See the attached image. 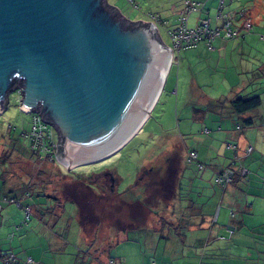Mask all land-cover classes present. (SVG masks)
Masks as SVG:
<instances>
[{"label":"rangeland","instance_id":"rangeland-1","mask_svg":"<svg viewBox=\"0 0 264 264\" xmlns=\"http://www.w3.org/2000/svg\"><path fill=\"white\" fill-rule=\"evenodd\" d=\"M190 1L202 3L204 0ZM135 2L138 4V9H134L127 0H107L108 4L116 7L123 16L133 21L146 18L151 12L159 13L166 21L164 25H159L161 37L164 43L169 45L170 39L166 28L175 27L179 23L184 0H135ZM206 3L204 7L200 5L198 9L188 14L189 27L198 25L203 17L197 16L206 9H209V13L205 12V15L211 17L212 24H215L219 1L207 0ZM223 5L222 12L232 15L235 22H241L237 21L235 12L240 9L247 10V16L253 22L254 31L251 32L264 30V0H224ZM236 38L240 39L239 36ZM259 38L264 39L260 36ZM204 46L206 48L202 49ZM207 46L202 39L196 45L175 52L176 60L171 63L149 116L119 152L99 161L73 164L67 168V171L62 170L58 161L42 160L30 154L29 148L25 146L28 139L22 133L30 127L32 116L31 113L24 112L20 108L21 95L18 89L10 90L6 106L0 111V185L5 182L16 188L26 186L25 188L30 192L27 195L31 194L28 203L32 205V215L28 220H22L24 222L22 228L15 231L13 238L8 236L10 244L3 246L5 248L10 246V249L16 253L29 250L30 253L27 255L34 259L30 264H83L88 257L92 261L88 262L89 264H108L110 258L118 264H164L165 262L264 264V237L254 231L260 229V225L256 222L258 216L255 211L248 213V210L240 209L242 216L249 219V224L237 228L233 235L242 239V244L236 246L227 244L232 242L228 239V242L216 246L211 237L207 243V226L210 225L209 221H213L208 212L213 215L216 213L220 218L224 216L228 218L229 207L226 208L224 202H220L222 187L215 182L214 176L208 175L207 163L203 162L205 167L199 169L195 161L186 160V154L190 149H195L199 154L205 153L207 139L221 135L222 130L213 129L212 132L204 133L202 129L207 126L213 127L210 124L217 122H210L207 118L210 107L214 104H224L225 99L230 98L227 94V89L230 87L224 76L226 65H218L215 60L210 65L207 64ZM252 49L253 51L256 49L255 45ZM257 50L264 52V46L257 47ZM256 53L250 55L248 62L253 61ZM262 55L260 53V57ZM247 66L251 67V63ZM257 71L254 75L250 73L249 77L260 75L256 77L254 84L252 83L253 86H258V90L252 95L261 96L262 105H260L264 115V74L258 69ZM198 91L205 95H200ZM207 92L211 94L208 96L209 99ZM213 95L217 97L214 98ZM227 120L228 118L224 122ZM229 123L232 126V121L229 120ZM226 142L228 141L224 139L219 142L223 149ZM170 156L174 158L173 162H178L184 169V174L180 176L179 173L175 177V183L173 176L166 173L167 162L172 161ZM149 167L155 168L150 172L155 177L148 172L144 174L142 172L145 183L154 185L170 181L173 186L180 178V195L176 193L174 198V191L172 193L170 185L169 190L165 191L157 202H154L157 193L152 191L148 196H144L145 190L141 185L134 186L133 191H128L136 184L139 171L142 168L145 169L144 172L147 168L149 171ZM157 168L164 171L161 173ZM105 169L114 172L117 189L108 193V201L104 202V208L98 209L99 205H96V208L92 209L95 215L90 219L84 216L83 209L77 207L72 200L80 198L88 203L98 199V195L101 197V194L97 193L99 189L89 187L87 184L88 182H91L88 185L95 184L93 182L96 176L93 182L90 181L92 174ZM145 175H148L147 179ZM215 188L219 189V193L213 204ZM133 197V200L136 197L146 205H153L151 207L155 213L151 218L146 215L148 208L138 204L136 206L134 203L135 206L129 207ZM13 204L21 207L20 204ZM139 208L141 211L138 210ZM21 209L23 210V207ZM193 212H197L198 217L192 218L190 222L198 221L201 225L187 232L188 217ZM111 215L112 217H109ZM117 215L122 220L118 221ZM236 215L238 217L240 213L237 212ZM160 216L164 217L166 224L162 223ZM249 216L252 219L256 218V221L250 220ZM147 219L148 221L151 219L152 221L149 222L154 226L159 224L160 228L155 230L154 226L149 225L143 227ZM155 220L157 221L154 222ZM131 222L134 225L129 227ZM218 228L221 229V233H217L216 230V238L224 234L223 230L225 232L227 230L226 226ZM262 228L264 229V226ZM240 231L252 237L250 235L244 237L245 235H240ZM252 231L256 233L252 235ZM192 236L196 237L192 238ZM168 240L172 242L173 247L168 246ZM192 240L195 244L202 242L203 245L196 250L192 246ZM19 261L18 264H23Z\"/></svg>","mask_w":264,"mask_h":264},{"label":"water","instance_id":"water-1","mask_svg":"<svg viewBox=\"0 0 264 264\" xmlns=\"http://www.w3.org/2000/svg\"><path fill=\"white\" fill-rule=\"evenodd\" d=\"M171 54L153 24L107 0H0V111L20 86L22 111L55 128L63 171L99 161L149 116Z\"/></svg>","mask_w":264,"mask_h":264},{"label":"crops","instance_id":"crops-1","mask_svg":"<svg viewBox=\"0 0 264 264\" xmlns=\"http://www.w3.org/2000/svg\"><path fill=\"white\" fill-rule=\"evenodd\" d=\"M204 6L207 4L206 1L204 0ZM112 6V5H111ZM203 6V7H204ZM114 7V6H113ZM116 8V7H114ZM117 9V8H116ZM118 10V9H117ZM120 12V10H118ZM206 13H209V9H206ZM205 12L202 11L198 14V18L201 17H208L210 18L211 22L213 23V20L211 17L206 16ZM189 17V16H188ZM126 18V17H125ZM128 19V18H126ZM146 18H140L136 19L134 21H139V20H145ZM129 21H133L128 19ZM238 21V20H237ZM242 22H236V24L240 25ZM253 23V22H252ZM242 33L239 34L238 36L240 39H237L236 37L228 40H221L219 38L215 39L212 43V48L207 46V64L210 65V63H213L215 60V63L218 65H226L225 70H224V76L225 79L227 80L229 87L227 89V94L229 95L230 98H226L224 104H214L210 107V113L207 115L208 120L211 121H217L216 124H210L213 127L207 126L209 132H212V130H222L221 135L217 137H210L207 139V151L205 153H200L198 152V159L204 163H207L208 168V175L214 176V172L216 170L222 169L229 164L236 162L237 164H242L247 170V175L244 178H241L237 180L235 183L228 185L227 187L220 188L221 194H220V202L225 204V207H229L228 210V218L225 216L220 218L219 215L216 213L213 215L208 212V215L210 214V218H212V222L209 221L210 225L209 227L207 226V243L211 239L213 240L214 244L216 246H220L222 242H228V239L232 240L231 243L227 244H232L234 246L239 245L240 243L242 244V239L235 238L234 235H232L230 238H219V236L227 235V230L224 234L218 235L217 238L219 239H226L227 241H222V240H216L217 233H221V229L218 227L221 226H226L227 229H231V226L237 225L239 228L245 225L249 224V219L247 220L244 216H242V213L240 211L241 208L252 211L254 212L258 217V221L255 219L250 218V220H254L257 222V224L260 225V229H257L256 231L258 234H261L264 237V229L261 227L264 226V115L263 111L261 108V105L258 106V108L252 109L250 111L245 112L242 115H237L231 108L230 101L232 98L237 97V96H252V93L254 91L258 90V86H253V82H255L256 77L259 76H253L249 77L250 73L251 75L255 74V71L257 69L264 74V52L257 50V47L259 46H264V39L259 38L264 37V30L263 29H258L256 32H251L254 31L252 29L251 31H244L241 29ZM161 32V31H160ZM252 34V35H251ZM250 35V36H248ZM259 38V39H257ZM253 45H255V50L253 51ZM168 46V45H167ZM250 47V48H249ZM206 47H202V49H205ZM249 48V49H248ZM257 51V53H256ZM256 56L254 57L252 62H248L250 59L251 54H255ZM260 53L263 55L260 57ZM228 58L230 61H228ZM171 61V60H170ZM246 61V62H244ZM248 63H251V67L246 65ZM168 71L171 67V63H169ZM258 66V67H257ZM219 67V66H218ZM257 67V68H256ZM167 71V72H168ZM244 72V74H243ZM258 72V71H257ZM261 74V75H262ZM167 75V74H166ZM166 77V76H165ZM211 78V76H210ZM253 83V84H252ZM164 84V83H163ZM252 84V85H251ZM200 95H205L204 93L198 91ZM211 95L207 92V99L208 96ZM254 95V94H253ZM216 98L217 96H214ZM222 97V96H221ZM156 102V101H155ZM155 104V103H154ZM154 106V105H153ZM153 108V107H152ZM151 108V109H152ZM241 117L245 118H250L252 119L253 123L246 127L243 128L242 130H237L236 129V123L242 122ZM228 118L226 122L224 120ZM147 119V118H146ZM222 120V122H221ZM229 120L232 121V126H230ZM145 122V121H144ZM143 122V123H144ZM224 122V124H223ZM143 125V124H142ZM142 127V126H141ZM140 127V128H141ZM205 128V127H204ZM139 131V130H138ZM137 131V132H138ZM136 132V133H137ZM224 139L225 141H228L233 144H236V148H227L225 145V148H222V144L220 145L219 142ZM127 143H125L126 145ZM225 144V142H224ZM252 145L253 150L249 155L244 154V148L247 145ZM124 145V146H125ZM190 150H195V149H190ZM119 152V151H117ZM235 155H238L239 158H236ZM172 156H170L171 158ZM187 157V154H186ZM207 158V161H205ZM172 159V158H171ZM174 158L170 162V160L167 162L168 163V169H167V175L173 176V181L175 183V177L177 174L180 173V176L184 174V169L181 168V166L178 164V162H173ZM187 160V159H186ZM177 161V160H176ZM192 162V161H190ZM146 168V167H144ZM158 169V168H157ZM145 170V169H144ZM152 170H155L154 167H149L146 169V172H148L152 177H155L153 174L150 172ZM161 173L164 171L163 169H158ZM149 175V176H150ZM144 177L148 178V175H145ZM145 181V180H144ZM170 182V181H169ZM142 186V189L145 190L144 196H148L150 192L155 190L154 185H148L145 183H140ZM11 185L9 184H2L0 185V198H2L3 194L7 195H13L17 189H12V192L9 191V189L12 187H9ZM174 187V189H173ZM171 191L173 193L174 191V198L177 195H180V178H178V181H176V185L171 186ZM117 189V187H115ZM10 192V193H9ZM156 199L154 202H157L159 198H161L163 195H159L158 192ZM215 195L212 198V201L215 200L216 195L219 193V189L215 188ZM31 197H28L24 199V202L30 201ZM136 198V197H135ZM134 197L131 199V203L129 207L135 206L134 204H137L145 207L147 210V217L151 218V215L155 212H153V208L151 206L153 205H146L144 204L142 200H133ZM40 200V199H39ZM32 201H34L32 199ZM249 202V203H248ZM14 202H6L2 204V207L0 209V253L4 251H13L10 249V246H6V248L3 246L4 244H10L8 236L10 233H14L13 237L15 236V231L22 228V222L23 220V210L21 209L20 206L13 204ZM134 203V204H133ZM215 201H213V204ZM248 203V205H247ZM17 204V203H16ZM133 204V205H132ZM32 206V205H31ZM36 206V205H35ZM247 206L248 208H246ZM38 207V205H37ZM127 207V208H129ZM141 211V208L138 209ZM233 211V215H230V211ZM196 211V210H195ZM220 211V209H219ZM240 213V216L237 217L236 213ZM138 212V211H137ZM150 212V213H149ZM190 214V213H189ZM251 214V213H250ZM207 215V219H208ZM262 215V216H260ZM109 217H112L109 216ZM198 214L197 212H193V214H190L188 217V231L194 230L195 228L199 227L201 225V222L198 223V221H191L192 218H197ZM118 221L122 218L117 215ZM21 220V221H20ZM160 220H162L163 224H166V220L164 219L163 216H160ZM149 221H152L151 219ZM147 219V222L145 221L146 224H144L143 227L149 226H154L152 225ZM155 220L154 222H156ZM176 225L178 222L175 223ZM208 224V222H207ZM134 225L133 222L129 224V227H132ZM14 226H18L14 229ZM155 230L159 229L160 226L159 224H156ZM217 230V233L215 234ZM256 232L252 231V235ZM157 234V233H156ZM235 234V232H234ZM163 235V234H161ZM186 236V233L184 234ZM240 235H245L244 237H250L249 235L245 234L244 232L240 231ZM196 236H192V238H195ZM252 237V236H251ZM8 239V240H7ZM160 239L162 237L160 236ZM201 239V237H199ZM9 241V242H8ZM169 241V240H168ZM203 245L202 242H199L198 244H195L192 240V246L195 247V249H199ZM168 246L171 248L173 247L172 242L169 241ZM157 248H158V243H157ZM25 252H19L16 253L19 256V262H22L23 264H26L27 262L24 260V256H30L27 255L29 250H23ZM32 258V257H31ZM33 259V258H32ZM34 261V259H33ZM85 261H90L89 258H86ZM84 261V262H85ZM26 262V263H25ZM92 262V261H91ZM33 263V262H32ZM166 263V262H165ZM164 263V264H165ZM18 264V263H16ZM30 264V263H28Z\"/></svg>","mask_w":264,"mask_h":264},{"label":"built area","instance_id":"built-area-1","mask_svg":"<svg viewBox=\"0 0 264 264\" xmlns=\"http://www.w3.org/2000/svg\"><path fill=\"white\" fill-rule=\"evenodd\" d=\"M134 9H138V4L135 0H127ZM218 10L215 16V24H212L210 18L204 17L199 20V23L196 27L188 26V14L195 9H198L204 6L205 1L202 3L191 2L190 0H184V5L181 11V17L179 18V23L175 27H167L166 31L170 39V44L168 47L172 50L171 61L173 63L175 59V52L181 48L196 45L199 40H205L207 45L212 48V43L215 39L221 38L223 40L232 39L239 34H241L243 29L244 31H251L253 29V23L250 19L244 18V9L236 11L237 20H240L242 23L240 25L236 24L234 18L230 14L223 13V2L224 0H218ZM147 23H151L155 26L157 31L160 33L159 25H164L165 20L156 12H151L147 14L145 20ZM18 91H20V86H17ZM31 124L28 130H24L22 133L28 139L27 147L30 150V154L35 158L48 161H58L55 158V152L57 148V143L59 142L57 133L55 132L52 125L47 123L40 113L31 112ZM237 130H242V125H236ZM208 128L205 127L202 129V132L207 133ZM227 148H236V144L231 142H226ZM253 146L247 145L244 148V154L248 155L252 152ZM236 158H239L238 155H235ZM187 160L195 161L199 169H203L205 164L198 159V152L196 150L187 151ZM248 170L242 165L233 163L228 166L216 170L214 172V180L217 184L226 187L231 185L234 181L236 173L239 174L240 178H244L247 175ZM28 193V192H27ZM26 193V195H27ZM29 196V194L27 195ZM3 202H14L19 204L14 198L2 197L0 199V209ZM24 219L28 220L32 215V206L25 205L23 206ZM230 215H233V211H230ZM232 235V228L227 229V235H221L219 238H228ZM13 233L9 234V237L12 238ZM24 260L27 263L33 262L31 256H24ZM19 261V256L13 251H8L6 254L0 257V264H16ZM108 264H118L114 259L110 258ZM169 264V263H165Z\"/></svg>","mask_w":264,"mask_h":264},{"label":"trees","instance_id":"trees-1","mask_svg":"<svg viewBox=\"0 0 264 264\" xmlns=\"http://www.w3.org/2000/svg\"><path fill=\"white\" fill-rule=\"evenodd\" d=\"M244 18H248V19H250V17H248L247 16V10H245L244 9ZM159 14V13H158ZM251 20V19H250ZM159 29H160V27H159ZM261 101H262V98H261V96L259 95V94H254V95H252V96H237V97H234V98H232L231 99V101H230V105H231V108H232V110L237 114V115H242V114H244L245 112H247V111H250V110H252V109H255V108H258V106H260V104H261ZM3 106H6V103L3 105ZM5 108V107H4ZM241 119H242V122H238V124H240V125H242V127L243 128H246V127H248V126H250L252 123H253V121H252V119H250V118H245V117H241ZM236 125H237V123H236ZM26 146V145H25ZM59 148L61 149V145L59 146ZM24 149H26L25 147H24ZM30 157H31V155H30ZM109 172L110 173H107V175H109L110 177H111V179H113L114 180V187H116V176H115V174H114V172L113 171H111V170H109ZM142 172H143V174H144V168H142V170L141 171H139V174H138V179H137V182H136V184H134L132 187H130L129 189H128V191H131L132 190V188H134V186H139L140 185V178H139V176L140 175H142ZM94 175H96V173H94V174H92V177L90 178V181L91 180H93V178H94ZM88 177H90V175L88 176ZM239 179H241L240 177H239V174L238 173H236V175H235V178H234V181H233V183H235L237 180H239ZM3 180V179H2ZM168 182V181H167ZM171 183V182H170ZM232 183V184H233ZM4 184H7V183H5L4 182ZM88 184H91V182H88ZM87 184V186H89L90 187V185H88ZM12 186V187H11ZM11 186H9V187H11L10 189H9V191L10 192H12V189H17L18 191H16L13 195H7V194H3V195H5V196H3V197H8V198H14L16 201H18L19 202V204L21 205V207H23V206H25V205H31V204H29L28 202H24L23 200L24 199H26V198H28L29 196H31V194H29V196H27L26 195V193L27 192H29L25 187L26 186H23V187H19V188H16V187H14L13 185H11ZM85 186V185H84ZM221 186V185H220ZM223 189L225 188V187H223V186H221ZM227 187V186H226ZM24 188V189H23ZM92 190V189H91ZM133 191V190H132ZM9 192V193H10ZM30 193V192H29ZM44 195V194H43ZM135 200H138V198H135ZM6 203V202H5ZM23 219H24V211H23ZM241 225V224H240ZM240 225H239V227H240ZM16 227H18V226H14V229L16 228ZM231 228H232V235L234 234V232L236 231V229L238 228V226L237 225H233V226H231ZM13 235H14V233H13ZM231 235V236H232ZM230 236V237H231ZM230 237H228V238H230ZM9 238H11V237H9ZM12 238H13V236H12ZM8 251H4V252H2V253H0V257L2 256V255H4V254H6ZM89 258V257H88ZM96 260H97V258H95ZM95 260V261H96ZM34 262V261H33ZM90 263L91 261H85V262H83V264H87V263ZM18 263V262H17ZM32 263V262H31ZM88 263V264H89Z\"/></svg>","mask_w":264,"mask_h":264},{"label":"flooded vegetation","instance_id":"flooded-vegetation-1","mask_svg":"<svg viewBox=\"0 0 264 264\" xmlns=\"http://www.w3.org/2000/svg\"><path fill=\"white\" fill-rule=\"evenodd\" d=\"M105 170H107V169H105ZM105 170H99V171L94 172V173H96V175H94V177L96 176V178L94 180L95 182H93V180H91V181L95 184L90 185V187L92 186V188L99 189V191L97 193L98 194L100 193L101 197H100V195H98L99 196L98 199H93L91 202H88V203L84 202L80 198H76V199L72 200L73 202H75L77 204V207L79 206L80 209H83L84 216L90 217V219H92V216L95 215L92 213V209L96 208L95 207L96 205H99L98 209L104 208L105 207L104 202L108 201V199H107L109 197L108 193L115 190L114 180H112L111 177L109 175H107V173H103V171H105ZM139 178H141V180H140L141 183H145L142 175H140ZM145 179H147V178L145 177ZM146 181H148V180H146ZM163 182L164 183L154 184V187H155L154 191L158 192L161 195H163V193H165V191H168L169 187L171 186L170 182L169 183L167 181H163ZM145 184H148V183H145ZM110 205H111V203H110Z\"/></svg>","mask_w":264,"mask_h":264}]
</instances>
